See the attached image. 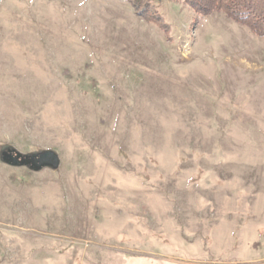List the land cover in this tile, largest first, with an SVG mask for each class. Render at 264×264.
<instances>
[{"label": "rangeland", "instance_id": "obj_1", "mask_svg": "<svg viewBox=\"0 0 264 264\" xmlns=\"http://www.w3.org/2000/svg\"><path fill=\"white\" fill-rule=\"evenodd\" d=\"M0 264H264V38L185 0H0Z\"/></svg>", "mask_w": 264, "mask_h": 264}, {"label": "trees", "instance_id": "obj_2", "mask_svg": "<svg viewBox=\"0 0 264 264\" xmlns=\"http://www.w3.org/2000/svg\"><path fill=\"white\" fill-rule=\"evenodd\" d=\"M199 15L223 12L264 38V0H185Z\"/></svg>", "mask_w": 264, "mask_h": 264}, {"label": "flooded vegetation", "instance_id": "obj_3", "mask_svg": "<svg viewBox=\"0 0 264 264\" xmlns=\"http://www.w3.org/2000/svg\"><path fill=\"white\" fill-rule=\"evenodd\" d=\"M29 170L34 171L35 169L30 168Z\"/></svg>", "mask_w": 264, "mask_h": 264}]
</instances>
